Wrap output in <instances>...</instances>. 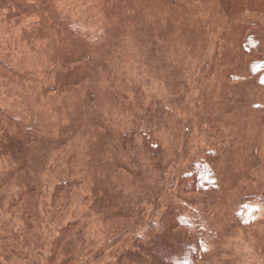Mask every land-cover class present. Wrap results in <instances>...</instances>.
<instances>
[{"label": "rangeland", "instance_id": "obj_1", "mask_svg": "<svg viewBox=\"0 0 264 264\" xmlns=\"http://www.w3.org/2000/svg\"><path fill=\"white\" fill-rule=\"evenodd\" d=\"M250 35L264 59V13L220 0H0V264H264Z\"/></svg>", "mask_w": 264, "mask_h": 264}, {"label": "trees", "instance_id": "obj_2", "mask_svg": "<svg viewBox=\"0 0 264 264\" xmlns=\"http://www.w3.org/2000/svg\"><path fill=\"white\" fill-rule=\"evenodd\" d=\"M226 14L230 17L242 14V12H263L264 13V0H220ZM240 56L244 62V69L248 73V76L253 85L259 86L264 90V59L262 53L259 50V45L256 36L250 35L245 41L242 42L240 47ZM264 111V107H263ZM208 159H203L192 165L188 174L183 178L184 181L192 182V190H197L198 194H214L217 191V186L213 179L212 163L216 160V154L210 152L207 156ZM248 198H257L258 196L249 195ZM264 201V196L260 198ZM255 210L250 204L244 203L238 213L236 222L245 231L249 232V228L253 223ZM59 246V244L57 245ZM200 249V244L194 247L185 248L186 254H178L171 259L174 264H184L187 257V261H192L197 253V249ZM183 253L184 248H180Z\"/></svg>", "mask_w": 264, "mask_h": 264}]
</instances>
